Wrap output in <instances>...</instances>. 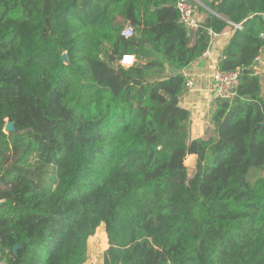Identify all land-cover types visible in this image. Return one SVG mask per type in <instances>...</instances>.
I'll use <instances>...</instances> for the list:
<instances>
[{"label":"trees","instance_id":"1","mask_svg":"<svg viewBox=\"0 0 264 264\" xmlns=\"http://www.w3.org/2000/svg\"><path fill=\"white\" fill-rule=\"evenodd\" d=\"M176 3L0 0L1 264H86L100 228L103 264H264V0H213L195 32ZM229 28L218 67L241 71L237 95L192 139L189 80L163 75Z\"/></svg>","mask_w":264,"mask_h":264},{"label":"crops","instance_id":"2","mask_svg":"<svg viewBox=\"0 0 264 264\" xmlns=\"http://www.w3.org/2000/svg\"><path fill=\"white\" fill-rule=\"evenodd\" d=\"M192 3L196 11V16L200 23H203L210 15L216 13L211 8L213 0H188ZM237 28L235 25H233ZM234 28H229L225 32L211 41L208 51L197 62L184 70H176L171 65L167 66L164 77L177 74L185 75L189 81L193 82L191 89H185L181 96V105L190 111V132L192 139H210L215 132L212 127V115L216 108V91L211 83L214 67L223 58L224 49L232 38ZM264 39V35H263ZM195 39L192 40V43ZM134 57V64L143 67L145 59ZM254 70L261 82V95L264 97V47L257 59Z\"/></svg>","mask_w":264,"mask_h":264},{"label":"built area","instance_id":"3","mask_svg":"<svg viewBox=\"0 0 264 264\" xmlns=\"http://www.w3.org/2000/svg\"><path fill=\"white\" fill-rule=\"evenodd\" d=\"M176 8L180 13V20L185 25V27L195 32L197 31L201 23L196 16V11L192 5L189 4L188 0H177ZM237 28H241V25H235ZM134 35V31L131 27H127L123 31V36L126 39L131 38ZM211 41H213L217 34L210 32ZM121 66L125 68H130L134 66V57L125 56L120 62ZM241 71L236 70L234 72L222 71L218 66L214 67L211 83L216 91V96L225 100H233L237 95V90L240 85ZM193 82L189 81L186 85V89H191ZM7 132V131H5ZM8 133V132H7ZM1 264V261H0Z\"/></svg>","mask_w":264,"mask_h":264},{"label":"rangeland","instance_id":"4","mask_svg":"<svg viewBox=\"0 0 264 264\" xmlns=\"http://www.w3.org/2000/svg\"><path fill=\"white\" fill-rule=\"evenodd\" d=\"M186 165L189 168L190 176L194 175V166L189 163L187 159ZM264 172L252 170L250 172L251 181H256L258 178H263ZM108 239L103 228L97 230L96 234L90 239L89 242V257L86 264H103L104 254L108 249Z\"/></svg>","mask_w":264,"mask_h":264},{"label":"water","instance_id":"5","mask_svg":"<svg viewBox=\"0 0 264 264\" xmlns=\"http://www.w3.org/2000/svg\"><path fill=\"white\" fill-rule=\"evenodd\" d=\"M189 4L192 5L191 2ZM174 5L175 4H173V3L171 4V6H174ZM64 58L67 61L66 54L64 55ZM5 131H7L8 133L9 132H15L16 130H15V127H14V123H12L10 121H7L6 126H5ZM188 160H189V163L194 166V170H195V168H196V158L194 156H192V157H189ZM18 248H19L18 245H16L14 247V254H17Z\"/></svg>","mask_w":264,"mask_h":264}]
</instances>
